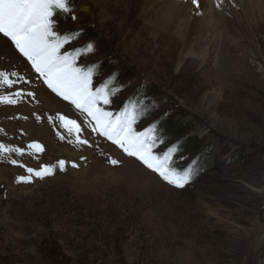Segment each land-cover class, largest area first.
<instances>
[{"label":"rangeland","instance_id":"rangeland-1","mask_svg":"<svg viewBox=\"0 0 264 264\" xmlns=\"http://www.w3.org/2000/svg\"><path fill=\"white\" fill-rule=\"evenodd\" d=\"M204 1L207 11L217 8L226 19L218 31L199 28L189 38L180 36L182 28L149 25L146 8L130 0H70L77 19L55 17L61 34L82 30L62 51L94 42L95 51L77 60L82 67L102 62L94 86L113 73L123 85L108 110L138 88L155 105L137 128L157 118L166 137L158 151L180 141L174 166L196 162L199 171L183 189L91 133L84 117L13 53L9 67L30 82L0 87V93L35 95L44 86L92 146L69 143L74 137L47 119L57 110H41L36 95L0 104L1 133L3 125L29 118L17 109L24 104L40 112L41 119L32 120L44 127L39 136L12 128L9 134L26 150L11 159L34 169L67 162L64 171L18 184L15 177L27 174L25 168L0 158V264H264V0ZM181 12L178 23L189 28L192 16ZM201 18L207 22L210 14ZM105 59L114 68L105 70ZM182 122L187 133L176 136L174 126ZM31 142L44 150L33 153ZM109 156L120 163L109 164Z\"/></svg>","mask_w":264,"mask_h":264},{"label":"snow or ice","instance_id":"snow-or-ice-1","mask_svg":"<svg viewBox=\"0 0 264 264\" xmlns=\"http://www.w3.org/2000/svg\"><path fill=\"white\" fill-rule=\"evenodd\" d=\"M191 3L197 8L200 7L199 0H191ZM58 13L62 18L71 14L72 20L77 19L70 0H0V38H3V51L0 52V57L8 58L9 66H12L13 53H18L31 65L37 79L42 80L51 92L84 117V125L90 128L91 133L104 137L124 154L135 158L145 168L157 174L167 184L183 189L199 171L196 162L183 169L174 166V157L180 151V141L168 144L162 152L158 151L161 145L166 143L163 130L159 127V120H153L138 130V122L150 115L155 107L147 102L146 97H141L138 91L128 97L118 111H110L105 107L112 103V97L122 90L123 85L116 84V74L113 73L100 85L94 86V76L99 74L101 61L83 67L78 65L79 57L95 51L94 42L88 41L83 46L62 51L66 44L80 35L82 30L64 34L56 31L55 17ZM20 82L30 81L17 71L0 70V87L12 89L13 85ZM25 95L34 98L33 92L25 93L22 89L6 94L0 93V104L16 105ZM36 119L40 120L41 117L36 116ZM47 119L53 127L58 123L60 129L74 137L69 143L77 147L92 146L88 139L82 138L83 129L77 119L63 114L62 110H58L55 117L48 116ZM56 135L61 140L65 139L60 131H57ZM27 149L33 153L44 150L38 142L29 143ZM24 152L23 148L0 142V158H6L8 163L25 168L27 173L16 176L15 183L29 184L36 178L44 179L52 175L56 168L60 171L65 170L67 162L63 159L55 164L41 165L39 169H34L9 156L11 153L23 155ZM107 159L113 166L120 163L110 156ZM71 166L78 167L74 162ZM261 192L264 194V190Z\"/></svg>","mask_w":264,"mask_h":264},{"label":"bare ground","instance_id":"bare-ground-1","mask_svg":"<svg viewBox=\"0 0 264 264\" xmlns=\"http://www.w3.org/2000/svg\"><path fill=\"white\" fill-rule=\"evenodd\" d=\"M130 1L131 2L133 1V3H137V4L140 3L142 6H144V8H146L147 13H148L147 23L149 25H152V26L156 25L158 28V27H160L158 24H163V28H165V29H168L169 27H172V26H175L177 28V30L182 28L181 29V35H180L181 37H188L189 38L190 36H192L193 33H196V29H199V28L201 30L205 29V28H207V29L209 28L212 31L216 32V31H218V28H220L221 21L226 19L225 16L223 14H221L217 8H215V10H212L211 12L207 11L206 7H204V5H205L204 0H199V3H200L199 8H197L195 5H193L191 3V0H130ZM208 1L211 2L212 0H208ZM246 2L249 3V0ZM183 9H186V11L192 16V21L190 22L189 28H184V26H181L178 23L179 21L183 22V20H182L183 13L181 12ZM177 11H178V13H176ZM197 12H199L200 14H197ZM231 13L232 12H230L229 17H232ZM205 14H210V19L207 22L201 18ZM229 17L227 20H229ZM149 27H151V26H149ZM192 31H194V32H192ZM2 44H3V38H0V52L3 51ZM13 62H16L15 58L13 59ZM8 67H9V62H8V58H7V61H3V64H0V70L2 68H5L3 70H7L9 72L14 70L12 67H9V68ZM18 72H20V71L18 70ZM42 87L44 88V86H42ZM43 88H41L39 91H36V94H35L36 98L34 99V101H36V104H38V107L41 110L43 108V109H47L48 111H51V113L53 115H54V112H56L55 110H57V111L62 110L63 112H66L67 111L66 107L63 105H59L58 101L53 99L52 97H50V95L47 93V91H45ZM24 101L27 103V100H24ZM28 104L30 106H33L30 103H28ZM17 109H19L20 113L24 109L23 114L29 115V118L27 116H25V117H27L26 121L25 120L23 121V119L22 120L21 119H15L13 122H9L10 123L9 126L3 125L4 128H7L6 129L7 131L4 133L0 132V136H2L1 140H3L2 143H4L5 145L21 147L22 142H21V140H19L17 138L18 135H16V133H14V132H12V134H9V133H11L12 128H14L18 125V126H20V128L25 129L27 132L34 131L39 136L44 131V127L37 125L32 120V118H36L37 113H40L38 110L35 109L33 111V109L28 108V106L26 104H24L23 106L21 105ZM10 111H12V109H9V112ZM16 112H18V111L16 110ZM1 114H3V112L0 113V115ZM9 115L13 116L12 114H9ZM9 115H7V118L9 117ZM0 121H1V119H0ZM8 128H11V129L8 130ZM10 135H14L15 138L13 141H11L12 136H10ZM24 145H26V143H24ZM25 150H26V148H25ZM0 161H1V159H0ZM1 167L2 166L0 165V171L2 170Z\"/></svg>","mask_w":264,"mask_h":264},{"label":"trees","instance_id":"trees-1","mask_svg":"<svg viewBox=\"0 0 264 264\" xmlns=\"http://www.w3.org/2000/svg\"><path fill=\"white\" fill-rule=\"evenodd\" d=\"M106 61V60H105ZM108 65V66H107ZM114 64H112L111 65V62H109L108 60H107V64H104V66H105V70H108V69H112V68H114V66H113ZM116 71V70H115ZM159 119V118H158ZM155 120H157V118L155 119ZM174 133H175V135L176 136H179V135H184V134H186L187 133V129H186V126L185 125H183V122L182 123H180L179 125H177V126H174Z\"/></svg>","mask_w":264,"mask_h":264}]
</instances>
